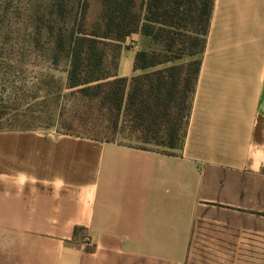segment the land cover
<instances>
[{"label": "crops", "instance_id": "0c3cea01", "mask_svg": "<svg viewBox=\"0 0 264 264\" xmlns=\"http://www.w3.org/2000/svg\"><path fill=\"white\" fill-rule=\"evenodd\" d=\"M127 40L116 75L131 79L147 40ZM200 62L179 154L4 143L0 264H189L198 231L217 264H242L243 234L264 237V0H214ZM83 233L76 249L62 238Z\"/></svg>", "mask_w": 264, "mask_h": 264}, {"label": "trees", "instance_id": "16d2710c", "mask_svg": "<svg viewBox=\"0 0 264 264\" xmlns=\"http://www.w3.org/2000/svg\"><path fill=\"white\" fill-rule=\"evenodd\" d=\"M102 6L101 21L91 33L82 28L69 42L61 36L52 44L54 52L68 51L67 87L88 103L84 115L93 125L90 129L82 127L84 131L71 125L64 128L65 134L117 143L129 130L134 136L142 135L138 139L146 144L177 149L188 124L201 62L175 65L132 79L119 78L116 72H107L106 47L142 33L174 55L157 61L148 52H139L135 71L156 69L184 56L196 57L205 49L214 0H147L142 12L137 10L136 0H102ZM87 11L88 2L84 0L83 18Z\"/></svg>", "mask_w": 264, "mask_h": 264}, {"label": "rangeland", "instance_id": "374dc122", "mask_svg": "<svg viewBox=\"0 0 264 264\" xmlns=\"http://www.w3.org/2000/svg\"><path fill=\"white\" fill-rule=\"evenodd\" d=\"M86 1L88 11L83 18L84 0H0V149H5L4 143L19 142L24 145L27 141H21V138L28 135L50 139L63 136L80 138L65 134L64 128L71 125L77 131H84L82 127L92 128L90 119L84 115V106L88 103L81 101L67 87L70 65L68 51H52V44L59 37L63 36L69 42L73 33L82 28L91 33L95 24L101 21L102 0ZM146 2L136 0L137 10L142 12ZM145 39L146 43L143 41L140 44V52H148L157 61L174 57L150 37L145 36ZM128 49L130 44L127 39L108 44V73L117 72L119 58L123 50ZM200 59L201 54L196 57L184 56L156 69L137 71L135 76L175 65L187 66ZM142 137L134 136L127 130L124 137L117 139V143L166 154H179L185 134L177 149L154 143L146 144L138 139ZM210 226L204 224L199 228L207 229ZM201 234L209 235V231H198L195 235L189 264H217L216 252L211 253L208 247L212 243L209 241L211 237ZM62 238L73 245V249L92 243V237L86 233ZM241 242L242 264H264V237L243 234ZM204 245L206 249H203Z\"/></svg>", "mask_w": 264, "mask_h": 264}]
</instances>
